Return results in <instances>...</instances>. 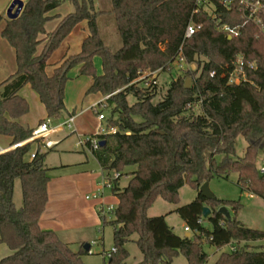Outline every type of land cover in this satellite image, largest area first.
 <instances>
[{"label": "trees", "instance_id": "16d2710c", "mask_svg": "<svg viewBox=\"0 0 264 264\" xmlns=\"http://www.w3.org/2000/svg\"><path fill=\"white\" fill-rule=\"evenodd\" d=\"M62 1L26 0L20 15L7 19L1 31L15 49L17 69L0 83V134L23 144L0 154V242L13 251L0 259V264H84L81 256L88 253L85 243L75 252L54 231L39 227L49 177L43 153L32 159L27 156L40 140H28L33 129L17 121L28 111L27 102L17 92L28 83L44 104L47 118L59 119L64 112L68 73L77 65L81 74L92 76L91 91L104 95L116 91L106 101L114 105L112 113H118L117 118H108V124L118 130L104 135L105 143L93 151L107 176L112 171L118 173L111 185L118 203L109 221L116 251L106 264H128L125 245L135 233L138 238L134 242L143 256L136 264H171L178 253L188 264H205L204 241L219 249L234 240L243 243L235 251H221L213 264H264V250L251 244L264 237V231L246 227L232 215L240 209L239 201L211 200L199 191L200 185L213 177L236 173L242 190L264 199V171L257 167L264 142V35L246 24L238 36L229 37L216 29L211 16L201 13L194 16L201 28L185 37L193 0H111L110 12L121 38V47L113 51L98 32L96 17L103 12L94 11L87 0H71L74 11L63 17L45 41L40 35L45 34L46 13ZM221 12L224 22H243L236 13ZM83 19L88 20L91 33L81 51L63 59L48 76L49 55ZM238 54L254 62L256 69L247 72L245 82L231 84L228 75ZM94 56L102 59V75L95 73ZM178 56L197 64L186 73L194 79L192 87L185 88L184 78L179 77L171 82L166 95L153 103L156 84L149 76L145 78L147 87L138 89L135 84L143 82L138 79L145 69L167 70ZM127 95L135 97L132 105ZM197 104L200 113L194 114ZM237 136L246 141L240 157L235 155ZM129 166L134 169L126 171ZM122 176L129 177L124 187L119 186ZM16 179L21 181L20 208L13 201ZM186 183L198 194L174 211L193 232L188 237L176 234L165 215L147 214L158 197L177 204L178 191ZM203 206L211 209L206 218ZM221 206L230 211V220L218 212Z\"/></svg>", "mask_w": 264, "mask_h": 264}, {"label": "crops", "instance_id": "0c3cea01", "mask_svg": "<svg viewBox=\"0 0 264 264\" xmlns=\"http://www.w3.org/2000/svg\"><path fill=\"white\" fill-rule=\"evenodd\" d=\"M10 2L11 0H5L0 7V83L13 75L17 69L15 49L1 35L8 19L5 12ZM87 2L92 5L94 11L103 12L97 15L96 24L105 45L110 49L112 45L120 48L121 42L116 31L114 16L110 12L111 0H87ZM74 9L75 6L71 0H63L59 6L47 12V21L44 24L45 34L40 35V38L43 39L47 33L52 32L63 17L73 12ZM90 33L88 20L79 21L49 55L45 68L46 74L50 76L63 59L78 54L82 49L83 41ZM43 45L44 42L38 46V52L41 51ZM93 65L95 73L102 75L103 64L100 56L93 57ZM80 67L77 65L69 71L64 88L65 114L62 122L73 116L72 128L60 126V123L52 125L54 131L43 137V141L49 140L53 146L41 150L44 154L43 165L47 169L49 181L47 183V203L39 218V227L42 230L54 231L59 239L67 243L75 252L81 249L83 243L98 239L97 230L101 222L99 213L101 206L105 203L104 188H101L100 183L105 176L107 177L93 151L88 147L77 145L79 135L90 137L96 133L101 121L97 118L94 105L103 111L104 101L108 98V95L90 90L93 78L90 75L81 74ZM17 94L28 104V111L17 121L25 128L34 129L47 118L45 106L29 83L21 87ZM64 127L67 131H64ZM58 133H62L59 138L56 136ZM12 144H14L12 137L0 134V146L9 147ZM35 147L36 143L32 145L31 151ZM27 156L29 158V153ZM112 173L113 171L108 177L112 176ZM124 177L128 182L129 177ZM120 180L119 186L124 187L127 182L120 185ZM98 190L102 191L101 198H86V195ZM14 194L13 190V201ZM114 199L115 203L112 202L110 205L115 208L118 199L116 196ZM14 204L16 208H20L22 200L18 205L15 202ZM12 252L5 243L0 242V259ZM103 260L106 259L103 257Z\"/></svg>", "mask_w": 264, "mask_h": 264}, {"label": "rangeland", "instance_id": "374dc122", "mask_svg": "<svg viewBox=\"0 0 264 264\" xmlns=\"http://www.w3.org/2000/svg\"><path fill=\"white\" fill-rule=\"evenodd\" d=\"M4 1L5 0H0V7L2 6ZM47 34L44 37L45 41L47 40ZM118 48L119 47H115L114 45L111 46V50L113 51L117 50ZM196 68L197 64L194 62L182 64V68H179L177 66V63L175 62L167 70L157 69L154 71H149L145 69L144 74L138 79H143V82L137 83L135 84V86L138 89L147 87L148 81L147 79H145L146 76H149V80L153 77L156 78V96L152 100L153 103H156L166 95L171 82L177 80L179 77L184 78V81L187 77H190L192 87L194 79L186 73L188 71H193ZM135 82L137 81H134L133 83ZM114 93H116V91L109 94L108 97L110 95H113ZM126 100L129 105H132L136 101L135 97L132 95H127ZM104 103L105 107L103 108V112L105 113V115H107L108 118H117L118 113H112L114 105L109 104L107 101H104ZM192 110L194 114L200 113L199 105H195ZM64 114L65 113L63 112L62 116L59 119L52 120L51 126L59 123L61 124ZM64 131H67L66 127H64ZM61 135L62 133H58L56 136L59 138ZM245 148V139L242 136H237L235 140L236 157L243 156ZM41 150H45L44 147H42ZM263 159L264 142L259 148L257 156V167L262 163ZM127 169L132 170L134 169V166H129L127 167ZM126 182L127 181L125 177L122 176L120 180V185H124ZM208 182L209 188L213 192L215 197L239 201L241 207L236 214L232 213V215H234L239 221H241L244 226L264 231V199L255 194H252L253 196H250L249 192L242 190L237 184L236 173H231L228 177H213ZM103 188V196L105 198V203L103 204V207L106 208L108 206H111L113 209L114 206L110 205V203H115V199L111 188L108 186H104ZM14 192V202L16 203V205H18L22 200V190L19 179L15 180ZM178 194L179 198L177 204L167 202L161 197L156 198L147 209V214L149 216L165 215L167 223L176 234H178L179 236H185L186 233H190L192 236L193 232L191 230H184L185 223L174 211V209L178 206L191 202L198 194V191L191 184L186 183L179 189ZM103 210L106 211V209ZM99 215L101 218V222L99 224V229L97 230L98 244L92 246V250L88 253L82 254L81 258L84 264H103L104 262H107L108 259L103 260L102 249L111 250L114 247L113 227L109 223V221L114 218L112 211L104 213L100 212ZM137 238L138 234L135 233L131 236L132 240L126 243L125 247L128 251V257L126 258V262L128 264H136L140 262L143 258L142 253L140 252L137 244L134 242V240ZM202 249L208 256L205 264H213L217 259L219 253L221 252V250L216 249L214 246L209 245L205 241L202 244ZM222 249V251H227L226 247H223ZM171 264H188V261L182 253H178L173 257Z\"/></svg>", "mask_w": 264, "mask_h": 264}, {"label": "built area", "instance_id": "2783aa9c", "mask_svg": "<svg viewBox=\"0 0 264 264\" xmlns=\"http://www.w3.org/2000/svg\"><path fill=\"white\" fill-rule=\"evenodd\" d=\"M222 10H226L230 13H236L240 15L243 19V22L233 25L228 22H224L223 13L221 12ZM201 13H206L207 15L211 16L215 23L216 29L218 31L224 32V34L228 35L229 37L238 36L241 32V27L246 24H251L255 26L258 31L262 35H264V0H193L191 17L185 28V37H190L194 35L201 28L202 23L194 19L195 15ZM175 62L177 63V66L179 68H182V64L186 63L185 58L183 56H178ZM255 69L256 64L254 62L247 60L242 54L236 55L234 61L232 62V69L228 75V83L232 84L245 82L246 80H248L247 72ZM150 80L151 83L156 84V78L153 77ZM96 107L97 105H94L95 111L97 113V118L99 121H101V124H99L96 133L90 137L79 135L77 141V145L79 147H88L91 151H97L99 149V147L101 146L100 141H102L104 135L115 134L118 130L116 126L108 124V119L105 116V113ZM73 120L74 117L71 116L67 120L62 122L60 126H67L69 128H72ZM51 131H54V127L51 126L50 118H46L43 122L38 124V126H36L32 130L31 137L28 140L39 139L40 141L35 142L36 147L29 152L30 159L35 158L37 154L41 153L42 147L48 149L53 146V143L51 141H43V137ZM22 144L23 142H17L10 145L9 147L0 146V154L15 149L21 146ZM258 169L260 170V172L264 171V159L262 160V163L258 166ZM117 176L118 173L116 172H113L112 176L110 177L105 176L100 183L101 188H103L104 186H108L111 188L112 179ZM101 196L102 191L98 190L95 193L86 195V198L96 199L100 198ZM250 196L253 195L250 194ZM103 209H106V211H104ZM112 210L113 209L111 206L104 208L102 205L100 208L101 213L110 212ZM198 222L201 223V220H198ZM184 230L190 231V228L185 225ZM97 243V240H92L89 243L88 252L91 251L92 246L97 245ZM242 243L243 241L234 240L225 244L223 247H226L228 252H232L237 249V246L242 245ZM251 244L253 246L259 244V246H261L264 250V237L257 239L256 241H252ZM223 247L219 248V250L222 251ZM115 251L116 249L114 247L111 250H102V256L105 259H109Z\"/></svg>", "mask_w": 264, "mask_h": 264}, {"label": "water", "instance_id": "95a60500", "mask_svg": "<svg viewBox=\"0 0 264 264\" xmlns=\"http://www.w3.org/2000/svg\"><path fill=\"white\" fill-rule=\"evenodd\" d=\"M26 0H12L10 2V4L8 5L5 15L8 19H15L17 18L20 13L22 12V9L24 7V3ZM184 87L185 88H190L191 87V78L187 77L185 79L184 82ZM104 140L100 141V145L102 146L104 144ZM199 191L200 193L203 195V197L207 198V199H214L215 195L213 194V192L210 190L209 188V182L205 181L204 183H202L199 187ZM211 212V209L209 208V206H203L202 208V216L203 218H206ZM218 212L222 213L227 220L231 219V213L230 211L225 207V206H221L218 208ZM204 226L208 225L207 221L203 222ZM185 236H190V233H186ZM84 250H88L89 249V243H85L83 245Z\"/></svg>", "mask_w": 264, "mask_h": 264}]
</instances>
